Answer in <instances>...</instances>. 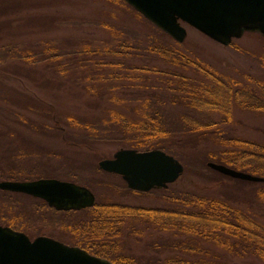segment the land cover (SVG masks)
Here are the masks:
<instances>
[{"label":"trees","instance_id":"1","mask_svg":"<svg viewBox=\"0 0 264 264\" xmlns=\"http://www.w3.org/2000/svg\"><path fill=\"white\" fill-rule=\"evenodd\" d=\"M105 1L132 13L144 28L113 27L101 18L98 24L111 33L109 45L103 48L69 37L61 43L46 38L41 47L1 40L0 100L10 102V81L16 78L61 90L76 98L75 111L47 103V123L42 129L23 115H19L21 123L52 136L62 134L74 147L96 150L112 143L140 151L164 150L179 159L184 170L222 189L203 193L169 185L139 191L131 189L121 175L98 166V171L119 177L125 192L153 195L157 202L130 205L97 198L92 207L65 211L37 198L38 209L46 213L41 226L66 231L69 238H54L114 264H239L236 258L264 264V182L234 178L208 166L212 161L264 177V138L237 131V125L244 123L240 113L264 119V76L211 64L189 49L187 41H176L125 0ZM18 2L0 8V32L14 22L30 31L55 27L57 15L28 9H49L52 0L44 4L27 0L28 8ZM238 41L231 46L264 70V53L250 52ZM30 100L38 101L33 96ZM2 109L5 115H13L10 108ZM30 110L35 112L33 107ZM49 154L64 161L73 159L76 168L87 164L64 151ZM67 175L57 176L95 189L89 179ZM247 184L253 189H246ZM103 185L121 193L108 182ZM12 201L17 209L19 201ZM7 221L17 231L42 233L32 224L28 228L14 219ZM135 243L138 252L132 249Z\"/></svg>","mask_w":264,"mask_h":264},{"label":"rangeland","instance_id":"2","mask_svg":"<svg viewBox=\"0 0 264 264\" xmlns=\"http://www.w3.org/2000/svg\"><path fill=\"white\" fill-rule=\"evenodd\" d=\"M30 1L33 2L32 4H44L46 0ZM17 2V0H13V2L11 0H0V8H3L6 4ZM19 2L22 7H27V0H19ZM51 5L49 9L36 6L34 8H27L32 11L36 9L37 13L49 12L57 15L58 19H56L54 28L43 31V28L39 27L36 30L30 31L26 27H17V22H14V24L7 26V29L0 32L2 33L1 35H6L0 37V43L1 40H10L21 45L32 43L34 46L41 47V43L46 38L52 37L54 38L53 41L61 43L62 39L69 37L72 41L74 40L78 43L87 41L103 48V46L109 45L110 40H108V37L111 36V33L105 26L103 27L98 24L97 21L101 20V18L113 24V27L132 28L137 31L144 28L140 19L132 16V13L126 12L123 8H119L105 0H52ZM64 20L68 21V23H61ZM187 30L188 35L185 41H187L188 48L211 62V64L218 67H226L227 69L229 67H236L257 76H264V70L257 62L239 52L233 46L217 43V41L191 26H187ZM12 31L16 34L9 35ZM238 43L255 54L264 53L263 35L260 36L259 34L247 32L239 39ZM10 85V102L0 100V181L9 178H11L10 180L16 179L22 181L41 177H54L72 181L59 177L62 174H68L67 176H78L84 181L89 179L86 181L92 183L95 188L93 191L97 195V198L102 201L113 199L130 205L155 204L157 202V198L153 195L125 192V189L122 188L124 182L119 177L98 171V163L103 159L112 158L115 152L121 149L119 145L105 143L100 145L96 150L87 147H74L68 141L65 142L62 134L57 137L52 136L46 133L45 130H31L25 126L26 124L21 123L22 119H20L19 115L32 119L37 124H41L39 127L42 129V124L47 123L44 114L46 113L47 103L61 110L75 111L77 103L74 102L76 100L75 97L65 96L61 90L56 88L52 90L50 87L46 88L33 84V82L24 78L11 80ZM31 96L35 97L38 101H31ZM2 107L10 108L13 115H5ZM32 107L35 109V112H31L30 109ZM238 117L244 122L243 125H237L239 133L259 139L264 138V132L262 131V127L264 128L263 118L248 113H240ZM55 151L59 153L64 151V154L72 155L76 160L87 162V164H84L85 166L81 164L80 166L82 167L76 168V161L74 162L73 159L66 160V162L63 158L54 157L49 154V152ZM49 174L52 175L50 176ZM3 176H8L9 178L5 177L6 179H4L2 178ZM107 182L112 184V187L115 189H120L121 193L114 189H105L106 186L103 184ZM247 185L246 189H253L251 185ZM170 186L172 189L203 193H218V190L222 189L214 185L210 179L198 176L190 169L185 170L181 177ZM1 190L0 188V192L6 191L4 194L0 193L1 224L7 225L6 222L10 218L17 221L18 225L28 228L32 224V226H36L41 230L38 232H42L40 235H32L33 230L24 231L32 239L42 235L53 238L54 236H58L64 238V240L70 237L64 230L41 226L42 220L45 221L46 213L44 209H38L41 207V201H37V198L31 199V197H26L20 192ZM2 198L4 199L2 200ZM12 200L19 201L17 209L13 207ZM137 247L139 246L135 243L132 249L138 252ZM235 260L239 264H261L259 261H253L252 258H236Z\"/></svg>","mask_w":264,"mask_h":264},{"label":"water","instance_id":"3","mask_svg":"<svg viewBox=\"0 0 264 264\" xmlns=\"http://www.w3.org/2000/svg\"><path fill=\"white\" fill-rule=\"evenodd\" d=\"M125 1L178 42L186 40L187 26L224 45L249 31L264 35V0ZM98 164L106 172L121 175L131 189L139 191L168 187L185 171L179 159L160 149L121 148ZM208 166L234 178L264 182L263 176L224 164L210 161ZM0 188L42 198L57 210H81L96 203V195L89 187L59 178L3 180ZM0 264L114 263L55 238L42 235L31 239L24 232L0 224Z\"/></svg>","mask_w":264,"mask_h":264},{"label":"flooded vegetation","instance_id":"4","mask_svg":"<svg viewBox=\"0 0 264 264\" xmlns=\"http://www.w3.org/2000/svg\"><path fill=\"white\" fill-rule=\"evenodd\" d=\"M38 179V178H37ZM29 180H31V179H29ZM29 180H22V181H29ZM32 180H35V179H32ZM20 231V230H19ZM86 250V249H85Z\"/></svg>","mask_w":264,"mask_h":264}]
</instances>
